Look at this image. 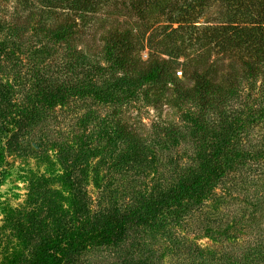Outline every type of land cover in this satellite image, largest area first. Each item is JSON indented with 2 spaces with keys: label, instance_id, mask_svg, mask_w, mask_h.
<instances>
[{
  "label": "rangeland",
  "instance_id": "obj_1",
  "mask_svg": "<svg viewBox=\"0 0 264 264\" xmlns=\"http://www.w3.org/2000/svg\"><path fill=\"white\" fill-rule=\"evenodd\" d=\"M130 2L107 0L83 16L69 15L75 30L64 40L47 31L68 15L59 1L0 0V81L12 85L13 98L25 100L32 71L42 68L62 81H92L111 94L105 100L78 95L42 110L20 149L7 157V176L0 184V264H17L28 250L16 226L29 229L31 218L43 221L39 227L55 226L47 215L52 208L58 217L66 205V173L84 188L93 210L135 205L142 195L189 175L200 154L211 149L208 134L248 154L214 195L179 225L147 233L142 241L129 237L116 246L90 247L78 264H121L125 257L143 258L146 264H190L205 260L210 252L220 258L240 256L248 246L264 244V97L259 81L236 83L232 95L204 111L198 103L179 100L169 84L143 83L130 92L127 86L132 85L125 81L130 76L104 55L109 28L130 26L142 34L146 47L141 60L170 41L180 45V63L193 64L200 52L192 40L181 46L184 31H171L177 24L167 19L175 14L153 9L140 19ZM210 6L195 25H217L219 8ZM214 57L219 74H239L238 58L211 53ZM175 76L187 83L184 68L178 67ZM120 128L144 143L138 153L119 135ZM225 224L227 233L204 230ZM196 247L202 255L193 251ZM218 261L214 264H227L225 258Z\"/></svg>",
  "mask_w": 264,
  "mask_h": 264
},
{
  "label": "trees",
  "instance_id": "obj_2",
  "mask_svg": "<svg viewBox=\"0 0 264 264\" xmlns=\"http://www.w3.org/2000/svg\"><path fill=\"white\" fill-rule=\"evenodd\" d=\"M58 1L68 15L47 31L55 39L66 40L73 37L75 30L69 15L83 16L107 0H55ZM208 6L219 8L217 25L200 28L195 24H201L200 15L207 14ZM130 7L140 19H145L147 12L153 9L169 16L175 14L167 21L170 25L177 24L171 31H184L181 46L192 40L200 49L193 64L178 61L182 52L175 41L156 48L146 60H141L140 51L146 47L142 34L133 32L130 26L109 28L104 34V55L123 75L130 76L125 79L132 85L127 86L132 89L130 92L143 83L169 84L179 100L198 103L204 111L232 95L236 91V83L245 79L248 82L259 81L264 97V0H131ZM203 22L208 24L209 21ZM211 53L238 58L239 74H219L217 58L211 59ZM178 67L184 68L186 84L175 76ZM32 76L26 98L21 101L13 98L10 83L0 81V184L7 176V157L20 149L23 136L39 120L42 110L65 105L78 95H91L102 100L111 98L106 89L99 88L92 81L85 84L62 81L48 75L44 68L33 70ZM202 128L207 131V127ZM120 134L125 143L136 148L137 153L143 148L144 143L123 128H120ZM208 136L206 140L211 143V149L200 154V163L189 175L163 190L142 195L135 205L124 208L112 206L93 210L84 188L66 173L63 178L66 205L58 217L52 208L47 215L55 221V226L39 227L43 221L39 219L36 222V218L30 219L27 232L21 230V224L16 226L28 244L27 252L17 264H78L82 252L90 247L116 246L129 237L142 241L147 233L179 225L212 197L216 186L248 157L244 152L225 146L227 142L215 138L216 134ZM204 230L206 234L227 233L228 225H219L218 229L207 225ZM193 251L202 255L197 247ZM210 253L205 260L191 261L190 264H214L223 258L227 264H264V244L250 245L240 256L223 254L224 257L220 258ZM120 261L121 264H146L143 258L125 257Z\"/></svg>",
  "mask_w": 264,
  "mask_h": 264
}]
</instances>
